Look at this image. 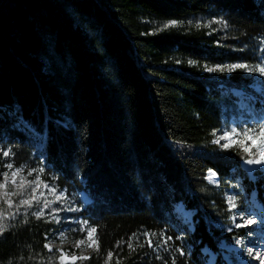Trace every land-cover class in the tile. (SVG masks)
<instances>
[{
    "label": "trees",
    "instance_id": "trees-1",
    "mask_svg": "<svg viewBox=\"0 0 264 264\" xmlns=\"http://www.w3.org/2000/svg\"><path fill=\"white\" fill-rule=\"evenodd\" d=\"M259 63L264 0H0V144L88 194L73 215L96 246L75 264H207L206 248L228 264L223 242L264 241L227 198L264 212V170L242 165L257 150L217 140L233 116L252 118L233 90L264 120L253 77L225 68ZM2 226L0 264H62L45 246L54 220L20 213Z\"/></svg>",
    "mask_w": 264,
    "mask_h": 264
},
{
    "label": "rangeland",
    "instance_id": "rangeland-1",
    "mask_svg": "<svg viewBox=\"0 0 264 264\" xmlns=\"http://www.w3.org/2000/svg\"><path fill=\"white\" fill-rule=\"evenodd\" d=\"M206 24L212 29L228 32V26L222 19L213 18L207 20ZM234 65V64H233ZM247 65V64H245ZM231 65H227L225 68L229 70ZM249 68L264 67V63L257 65H248ZM235 70V69H234ZM221 68L214 66L209 68V72L219 73ZM244 73L253 77V83L251 87L256 90L262 97H264V74H261L258 70L251 71L243 69ZM234 94L240 97L239 110L241 112L251 109V120L247 121L243 119L245 115L233 116L228 123H225L220 132L217 134V140L220 141L222 146L229 144L233 146L235 144H242L245 146L254 147L257 150L256 156L249 159H260L261 151L264 150V137H255V144L252 143L247 137L242 135L245 129H260L264 125L262 115L257 108L254 107V99L250 95H245L243 92L233 90ZM264 106V103L262 104ZM233 129L239 135H232L226 139H222L226 133H230ZM249 135H253L249 133ZM236 143L233 144L232 142ZM7 152L8 155H4ZM253 154V153H252ZM248 159V160H249ZM12 167L9 168L8 165ZM243 167L249 174H253L254 170L262 168L264 170V163L262 164H248L247 160L243 162ZM20 171H17V170ZM5 173L7 177H5ZM16 173V175H13ZM209 177L213 183L217 181V176L214 173H210ZM7 181V182H6ZM15 181V183H13ZM0 225L5 219L12 217L14 214H35L43 213V217H47L50 220H54L58 224L57 231L52 237L48 239L49 249H56L59 254V260L62 264H75L82 257H89L94 251L96 246L95 232L92 233L91 238H88V232L91 228L86 222H82L74 217L73 214L77 211L79 206L90 201L87 193L74 190L73 188H66L60 186L52 179L51 175L45 171L42 165L37 160L32 164H25L10 151L9 148L0 144ZM35 189V191H33ZM15 193V194H13ZM229 205L234 212V220L236 224L242 225L249 218L253 219L255 223L248 225L253 228H263L264 225V212L260 207L254 209L250 203L245 204L243 211L236 209V198L232 194L227 195ZM230 198H233L230 200ZM21 200L30 201L29 204L21 205ZM250 201L254 202L253 196L250 197ZM235 205V206H233ZM177 215L182 220L189 224V228H193L191 224L192 214L189 211L184 210L183 206L178 205L176 207ZM79 241H83L82 244H78ZM225 252V260L228 264H260V260L256 259V253L264 254V241L259 239L258 235H251L249 238H239L234 243L226 244L222 243ZM249 249L252 250V254L249 255ZM206 255L207 264H215L217 255L212 251L204 249ZM64 256L61 259V256ZM76 257L75 260L72 258ZM264 259V255L261 256Z\"/></svg>",
    "mask_w": 264,
    "mask_h": 264
},
{
    "label": "snow or ice",
    "instance_id": "snow-or-ice-1",
    "mask_svg": "<svg viewBox=\"0 0 264 264\" xmlns=\"http://www.w3.org/2000/svg\"><path fill=\"white\" fill-rule=\"evenodd\" d=\"M172 23H175V22H172ZM234 69H246V70H251V71H257L258 70L261 74H264V67H255V68H251L250 69L249 66L248 65H245V64H234V65H231L230 66V69L229 70H234ZM249 133H252L253 135H249ZM234 134L239 135L238 133H236V130L233 129L230 133H226L225 136L224 137H221V138L222 139H226V138H228V137H230V136H232ZM242 135H244L245 137H247L249 140L252 141L253 144H255L256 140L254 139V136L255 137H264V125H262L258 131L256 129H245L244 132L242 133ZM232 143L235 144L236 142L233 141ZM223 147L224 148H228L229 147V144L226 143V144L223 145ZM243 150L246 151V152H251V146H245ZM4 155H8V153L5 152ZM260 155H261V158L260 159H249V160H247V163L248 164H262V163H264V150L261 151V154ZM8 167L11 168L12 165L9 164ZM17 171H20V170L18 169ZM13 175H16V173H13ZM5 177H7V174L6 173H5ZM13 183H15V181H13ZM0 187H4V185H0ZM33 191H35V189H33ZM13 194H15V193H13ZM231 199H233V198H230V200ZM29 203H30V201H28V200H21L20 201V204L21 205H25V204H29ZM233 206H235V205H233ZM36 215L39 218V216H42L43 213L42 212L36 213ZM253 223H255V221L253 219L249 218V219H247L245 221L244 224L237 225V226L238 227H245V226L251 225ZM3 230H4L3 229V226L0 225V233H2ZM94 232H96V229L95 228H91L89 230V232H88V238L89 239L91 238L92 233H94ZM82 243H83V241H79L78 242V244H82ZM45 246L46 247H49V245H45ZM129 247H131V244H129ZM251 254H252V250L249 249V255H251ZM262 255H264V254L256 253V257H255L256 259H259L260 260V264H264V259H261V256ZM108 256H109V258H111V253H109ZM63 258H64V256L62 255L61 256V259H63ZM82 258L83 259H87V257H82ZM72 259L75 260L76 257H73Z\"/></svg>",
    "mask_w": 264,
    "mask_h": 264
},
{
    "label": "bare ground",
    "instance_id": "bare-ground-1",
    "mask_svg": "<svg viewBox=\"0 0 264 264\" xmlns=\"http://www.w3.org/2000/svg\"><path fill=\"white\" fill-rule=\"evenodd\" d=\"M207 250L211 251L210 249L206 248Z\"/></svg>",
    "mask_w": 264,
    "mask_h": 264
}]
</instances>
